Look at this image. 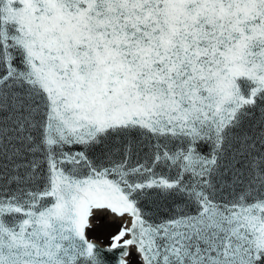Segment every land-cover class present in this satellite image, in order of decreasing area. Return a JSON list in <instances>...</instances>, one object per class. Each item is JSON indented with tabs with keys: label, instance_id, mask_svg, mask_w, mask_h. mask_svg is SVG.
<instances>
[{
	"label": "snow or ice",
	"instance_id": "snow-or-ice-1",
	"mask_svg": "<svg viewBox=\"0 0 264 264\" xmlns=\"http://www.w3.org/2000/svg\"><path fill=\"white\" fill-rule=\"evenodd\" d=\"M0 264H264V0H0Z\"/></svg>",
	"mask_w": 264,
	"mask_h": 264
},
{
	"label": "rangeland",
	"instance_id": "rangeland-1",
	"mask_svg": "<svg viewBox=\"0 0 264 264\" xmlns=\"http://www.w3.org/2000/svg\"><path fill=\"white\" fill-rule=\"evenodd\" d=\"M100 240H103L104 242H106V237H105V236L98 237V242H99Z\"/></svg>",
	"mask_w": 264,
	"mask_h": 264
}]
</instances>
